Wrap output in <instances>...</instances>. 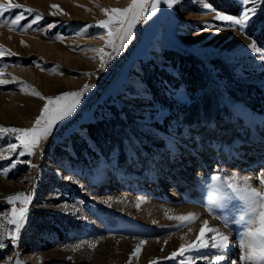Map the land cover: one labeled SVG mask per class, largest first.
Here are the masks:
<instances>
[{
    "label": "rangeland",
    "instance_id": "obj_1",
    "mask_svg": "<svg viewBox=\"0 0 264 264\" xmlns=\"http://www.w3.org/2000/svg\"><path fill=\"white\" fill-rule=\"evenodd\" d=\"M223 1L229 2L228 7ZM131 2L12 0L24 7L0 15V48L6 50L0 56V77L9 68L23 66L42 78L40 84L13 78L0 84V111L12 106L4 113L7 117L0 112V126L33 127L47 103L30 94L33 89L54 97L87 86L72 115L59 121L33 154L20 156L21 147L8 152L9 144L19 145L18 134L0 133V153L6 157L0 158V242L5 245L0 248V264H129L138 245L140 251L130 264H180L193 253L169 257L181 244L187 248L196 239V225L205 216L230 237L228 261L240 264L242 228L232 222L240 214V202L220 197L217 203L222 206L209 212V197L220 195L212 176L221 177L222 192L229 191L223 182L233 177L240 186L247 179L264 192L258 179L264 176V156L246 151L254 135L242 115L251 113L257 127L264 129V59L249 47L255 42L264 53L260 36L264 5L179 0L168 8L161 3L154 15L149 8L150 18L134 25L132 38L122 49L115 36L109 45L108 29L98 22L111 13L101 9H123ZM254 6L257 11L243 29L215 19L217 12L239 16L243 7ZM21 12L25 18L11 26ZM38 14L42 18L33 23ZM202 94L208 98L196 102ZM201 103L209 108L202 115L219 113L218 117L210 123L200 124L207 121L200 118L184 125L178 114L194 105L201 109ZM122 135L136 142L135 147L123 145L124 164L117 148L109 156L101 145L112 137L121 140ZM87 150L95 157H89ZM16 193L31 199L9 204L6 197ZM13 207L17 212L27 208L15 242L9 235L15 225L5 219ZM188 213L199 219L190 225L169 219ZM217 216L229 220L227 228ZM85 241L95 247L89 248ZM141 241L146 243L140 245ZM76 245L81 247L73 250Z\"/></svg>",
    "mask_w": 264,
    "mask_h": 264
},
{
    "label": "snow or ice",
    "instance_id": "obj_2",
    "mask_svg": "<svg viewBox=\"0 0 264 264\" xmlns=\"http://www.w3.org/2000/svg\"><path fill=\"white\" fill-rule=\"evenodd\" d=\"M163 3L166 4L168 8H172L179 0H132L128 7L119 9H101L106 15H108L107 20L99 21L98 26L104 29H108L107 35L109 37L107 43L113 45V37H118L120 40V48L124 47L126 41L132 38V28L136 23H139L143 19L150 18L149 8L151 9V14H155L159 5ZM252 3L253 5L261 4L264 5V0H241L242 5H248ZM205 8H209L210 5L204 4ZM23 5L18 3H12V0H8L6 4H0V15L3 12L11 9L23 8ZM53 8H58L57 5H52ZM25 12L32 13L33 9L25 8ZM257 7H243L239 16L236 15H224L219 12L216 13L215 19L220 21L228 22L227 27L240 26L243 29L247 22L251 19L252 15H255ZM55 15L56 13H52ZM24 12L16 15L15 18L10 22L11 26H16L24 19ZM42 17L38 14L35 16L33 23L39 21ZM110 25H114V29L110 28ZM31 25H28L30 27ZM212 25H208L211 27ZM51 27V25H50ZM218 31L222 30L220 28ZM249 47L253 52L260 53V58L264 59V53L261 52L260 48H257L255 42ZM6 50L0 48V56L5 54ZM94 51L103 52L102 49ZM14 55L13 53H8ZM119 55V51L116 52ZM101 67H103V58L101 56ZM2 75V73H0ZM16 78L14 77L13 80ZM5 83L4 80L0 79V84ZM30 87V86H29ZM87 91V86L81 91L76 92H64L57 96L44 97L39 91L33 89L30 94L39 97L41 100H47L41 110L40 116L36 118L31 128H17V127H4L0 126V133H13L18 134L15 139L19 141V145L16 143H11L7 146L8 152H15L18 147L22 150L19 151V155L23 156L25 153L31 155L32 149L37 147L41 139H47L51 135L54 126L61 120L65 119L67 116H71L75 111L77 105L80 102L81 97L84 92ZM28 94V93H26ZM0 158H6L0 153ZM13 162L12 166L15 167ZM8 169H4L7 173ZM69 180L72 177H68ZM213 187L216 188V192L219 193V197L216 194H212L209 197V212H211L215 207H221L222 205L217 203L218 198L223 197L227 199L235 198L240 202V208L238 211L240 214L238 217L233 219V223L239 224L242 228L238 231V247L240 249V255L238 260L240 264H264V192L259 191L257 188L252 187L247 179H245L243 186L237 183V178L233 177L230 181L225 180L223 182L224 188L229 191H221L220 182L221 177L212 176ZM260 183L264 185V176L258 177ZM23 198L25 203L29 202L31 197L24 193H16L14 195L6 197L9 204H13L17 199ZM143 197H138V200H143ZM139 207V204L137 205ZM235 207V206H234ZM26 212L27 208H21L17 212V209L13 207L11 213L5 214V219L7 224L15 225V232L9 233L13 242L18 237L20 229L23 227L24 222H26ZM215 219H219L223 223V227L227 228L229 225V220L224 217L217 216ZM169 219H175L181 224H192L194 221L199 219L197 214L188 213L184 215H171ZM192 229L189 227V231ZM211 235L208 239H203L205 231ZM3 237V232H0V239ZM89 248L95 247L91 241L84 242ZM146 243L141 241L140 245ZM5 247V245L0 242V248ZM81 245H76L73 250H77ZM231 248L230 237L225 234L219 227H209L208 221L203 220L201 227L199 229V235L194 241H192L186 248L184 244H181L178 251H174L169 258H175L178 255L185 257V253H193V255L187 256L180 260V264H198L199 261L205 262V264H224L228 261V251ZM140 251V246L138 245L136 249L130 256L135 257ZM228 264H237V260L233 259L228 261Z\"/></svg>",
    "mask_w": 264,
    "mask_h": 264
},
{
    "label": "trees",
    "instance_id": "obj_3",
    "mask_svg": "<svg viewBox=\"0 0 264 264\" xmlns=\"http://www.w3.org/2000/svg\"><path fill=\"white\" fill-rule=\"evenodd\" d=\"M224 3V7H228L229 2L227 1H223ZM258 28V27H257ZM259 29V28H258ZM260 36L263 38V43H264V25H263V28L260 30ZM174 85H176L175 82H173ZM179 86V85H177ZM210 96V95H209ZM208 98V95L207 94H202V96H198V100L196 102H199L201 100H206ZM202 102V101H201ZM245 103H247L248 105H252V103L250 101H245ZM202 104V103H201ZM199 106L198 105H194L193 107H191L189 110H184L182 112H180L178 115L179 117L178 118H183L184 119V122L183 124L184 125H188L189 123H192L193 121H196L200 118H205L207 119L206 120H202V122L200 124H205V123H210V119H213V118H216L218 117V114L219 113H215L212 117H208V115H202V111L205 109V105L202 104V107L201 109L198 108ZM209 108L205 109L204 110V113L208 110ZM210 113V112H209ZM170 118H176L175 116L174 117H170ZM215 121H211V124L214 123ZM100 131V129H95V131H93V137L95 136V134H97L98 132ZM106 129L103 131L104 134H106ZM169 132L168 131H164V135H167ZM118 141V142H116ZM82 143H86L85 140H82ZM125 144H129V145H133L135 147L136 145V142L134 141H130L128 140V136L125 137V135H122V139L119 140L118 137H112L110 140L108 141H103L102 142V147H103V151L104 153L108 154L109 156L112 154V152L117 148L119 150V153H120V157H121V162L124 164L126 163V159L124 158V147L123 145ZM86 145V144H85ZM78 150V149H77ZM87 153H88V156L91 157H95V152H92L91 150H87ZM77 159L80 160L82 159L81 158V155L80 153L78 152L77 153ZM91 209V208H90ZM63 223V221L61 222ZM86 230V228L84 229Z\"/></svg>",
    "mask_w": 264,
    "mask_h": 264
},
{
    "label": "bare ground",
    "instance_id": "obj_4",
    "mask_svg": "<svg viewBox=\"0 0 264 264\" xmlns=\"http://www.w3.org/2000/svg\"><path fill=\"white\" fill-rule=\"evenodd\" d=\"M40 4V3H39ZM46 7V6H45ZM47 9V8H46ZM2 34V33H1ZM5 37V36H4ZM40 45V44H39ZM56 68V67H55ZM16 78V79H23V80H27L28 82H34V83H36V84H40L41 83V80H42V78L40 79L38 76H37V74H36V72L32 69V68H26V67H23V66H21V67H14V68H12V69H8L7 71H5L4 72V75L2 76V77H0V79H2V80H9V79H11V78ZM0 99H2V98H0ZM14 100V99H13ZM9 102V101H8ZM12 102V101H11ZM10 102V103H11ZM6 103H7V101H6ZM1 105V104H0ZM6 105V104H5ZM12 106L11 105H8V106H6V108H5V106H4V108H2L1 109V113L3 114V115H5L4 113L6 112V110L7 109H9V108H11ZM241 107V106H240ZM11 111V110H10ZM13 111V110H12ZM13 112H15V111H13ZM18 111L16 110V113H17ZM7 113H8V111H7ZM18 114V113H17ZM16 114V115H17ZM8 115V114H7ZM7 115H5V117H7ZM243 115V117H244V119H246V123H247V125L248 126H254L255 124H256V120L254 119V117H253V115L251 114V113H249V115H245V114H242ZM9 117V116H8ZM15 117V116H14ZM8 120V119H7ZM249 122V123H248ZM206 128V127H205ZM197 132V131H196ZM260 137V136H259ZM253 138V137H252ZM261 144H264V143H261ZM246 152V151H245ZM257 153H258V155L256 154V156H260V152H258V151H256ZM259 162H260V160H259ZM254 165H255V163H254ZM190 168V167H189ZM253 168V167H252ZM250 170V169H249ZM252 171V174L254 173L253 172V170H251ZM251 171H250V173H251ZM202 172V171H201ZM244 174V173H243ZM249 174V173H248ZM247 174V175H248ZM246 175V176H247ZM250 177V176H249ZM254 177V176H253ZM250 182H251V184H253V183H255L254 182V179H252V180H250ZM176 188H172V190H175ZM185 209V208H184ZM194 209V208H193ZM193 209H191V211L193 210ZM199 210V209H198ZM183 212H185V211H183ZM202 218V217H201ZM205 219L204 220H207L208 221V226L209 227H212V226H215V227H219V226H217V223L216 222H214L213 220H211L210 219V217H207V216H205L204 217ZM195 226V225H194ZM200 227H201V224L199 223L198 225H196V228H197V231L199 232V229H200ZM223 231V230H222ZM223 232H225V230L223 231ZM207 233V230L205 231V234Z\"/></svg>",
    "mask_w": 264,
    "mask_h": 264
}]
</instances>
